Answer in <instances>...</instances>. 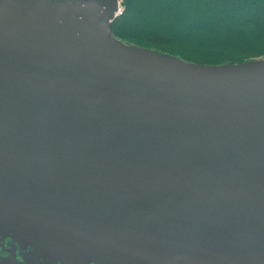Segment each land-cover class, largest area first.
Masks as SVG:
<instances>
[{
  "label": "water",
  "instance_id": "obj_1",
  "mask_svg": "<svg viewBox=\"0 0 264 264\" xmlns=\"http://www.w3.org/2000/svg\"><path fill=\"white\" fill-rule=\"evenodd\" d=\"M117 10L0 0L3 264H264V59L126 44Z\"/></svg>",
  "mask_w": 264,
  "mask_h": 264
},
{
  "label": "trees",
  "instance_id": "obj_2",
  "mask_svg": "<svg viewBox=\"0 0 264 264\" xmlns=\"http://www.w3.org/2000/svg\"><path fill=\"white\" fill-rule=\"evenodd\" d=\"M119 40L187 62L222 66L264 58V0H126Z\"/></svg>",
  "mask_w": 264,
  "mask_h": 264
},
{
  "label": "flooded vegetation",
  "instance_id": "obj_3",
  "mask_svg": "<svg viewBox=\"0 0 264 264\" xmlns=\"http://www.w3.org/2000/svg\"><path fill=\"white\" fill-rule=\"evenodd\" d=\"M15 247L17 249V244L13 243L12 241L0 240V264H3L4 261H6L12 257L11 254L15 253ZM7 253H9L10 255H8ZM18 260L20 262L25 261L24 264H28V263L38 264V262H39V258L34 257L32 253H28V252L23 253V256L19 255ZM40 263H44V262L41 261Z\"/></svg>",
  "mask_w": 264,
  "mask_h": 264
},
{
  "label": "built area",
  "instance_id": "obj_4",
  "mask_svg": "<svg viewBox=\"0 0 264 264\" xmlns=\"http://www.w3.org/2000/svg\"><path fill=\"white\" fill-rule=\"evenodd\" d=\"M125 1L126 0H118V10L116 13V18H119L124 14V12L126 10Z\"/></svg>",
  "mask_w": 264,
  "mask_h": 264
},
{
  "label": "rangeland",
  "instance_id": "obj_5",
  "mask_svg": "<svg viewBox=\"0 0 264 264\" xmlns=\"http://www.w3.org/2000/svg\"><path fill=\"white\" fill-rule=\"evenodd\" d=\"M127 44V43H126Z\"/></svg>",
  "mask_w": 264,
  "mask_h": 264
}]
</instances>
